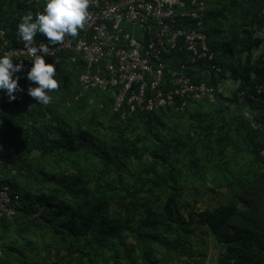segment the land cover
<instances>
[{"label": "trees", "instance_id": "16d2710c", "mask_svg": "<svg viewBox=\"0 0 264 264\" xmlns=\"http://www.w3.org/2000/svg\"><path fill=\"white\" fill-rule=\"evenodd\" d=\"M43 5L44 0H7L0 9V54L1 31L10 47L16 46L21 16L41 12ZM263 9L264 0L207 3L203 28L222 71L202 75L198 65L189 63L186 72L195 83L205 82L215 89L214 101H191L183 110L168 106L142 112L124 107L123 119L122 111L114 110L116 93L91 90L80 95L79 78L85 67L68 60L55 65L59 87L43 108H30L36 101L26 91L14 93L16 99L11 102L0 92L4 120L0 123V186L10 185L22 198L14 223H0V264H40L35 253L25 251V245L9 242L15 238L27 242V237L40 231L60 237L61 250L66 252L61 260H44L43 264L172 263L180 259L182 249L198 241L199 230L221 246L216 264H264V92L259 93L264 86V51L254 57L264 39L253 37L247 21ZM263 20L259 19V27ZM238 23L245 26L242 37L229 41L232 37L226 28ZM36 37L49 43L42 34ZM237 49L246 56L232 66L227 58H233ZM173 56L184 62L190 59L185 51ZM228 78L238 85L232 99L221 91ZM25 83L28 87L26 76ZM239 94L244 96L241 107L253 110V123L242 108L226 109L227 102H236ZM91 98L97 99L95 111L88 106ZM56 99L61 103L56 105ZM62 110L67 117L60 116ZM3 112H17L10 119L14 125L6 123L9 115ZM49 114L54 125L46 121L41 128L29 127ZM191 115L196 123L187 135L161 137L168 130L167 121ZM259 124L262 129L256 128ZM30 128L33 134L24 140ZM146 156L161 167L153 178L143 176L142 168L132 170L133 163L144 166ZM209 184L212 192L225 189L220 205L199 210L189 202L184 205V216L178 199L187 194V188L198 194ZM164 201L158 211L155 206ZM113 205L132 208V218L111 216ZM141 208L145 210L137 221ZM13 228L16 234L12 235ZM130 237L134 241L128 244ZM160 243L166 252L161 260L155 255Z\"/></svg>", "mask_w": 264, "mask_h": 264}, {"label": "built area", "instance_id": "2783aa9c", "mask_svg": "<svg viewBox=\"0 0 264 264\" xmlns=\"http://www.w3.org/2000/svg\"><path fill=\"white\" fill-rule=\"evenodd\" d=\"M209 1L90 0L89 18L76 37L65 36L62 42L49 44L35 36L30 44L19 39L16 46L10 47L1 31V54L8 53L14 65L23 63V71L14 74L20 77L18 84L23 89L18 93L27 89L25 76L31 67L27 48L45 45L49 49L44 53L45 63L57 65L68 60L85 67L79 78L80 95L91 90L116 93V112L124 107L142 112L168 106L183 110L191 101L216 100L213 87L195 83L186 72L189 63L198 65L202 75L222 71L203 28ZM128 27L139 29L140 35ZM184 51L190 59L181 61L178 72L169 71L170 58ZM261 92L264 86L259 87ZM121 117L124 119L125 110ZM256 128L262 129V125ZM2 139L0 131V143ZM21 208V195L10 185H1L0 223H14Z\"/></svg>", "mask_w": 264, "mask_h": 264}, {"label": "rangeland", "instance_id": "374dc122", "mask_svg": "<svg viewBox=\"0 0 264 264\" xmlns=\"http://www.w3.org/2000/svg\"><path fill=\"white\" fill-rule=\"evenodd\" d=\"M7 0H0V9H4L5 5H6ZM227 10V9H226ZM254 15V14H252ZM254 18V21L251 22ZM250 17L247 21H248V25L250 26L249 29L250 31L253 33V37H263L264 39V9L262 11L259 12V14L257 15V17ZM258 18V19H256ZM259 19H262V25L261 27H259L258 23L260 22ZM242 22V21H240ZM243 23V22H242ZM245 27V26H244ZM244 27H242L241 23L237 24V26H233L232 27H227L226 29L228 30L230 37H232V39L229 41H234V37L238 36V37H242V31L245 29ZM130 30L132 29L131 27H128ZM136 31V30H134ZM135 35H138L139 32H134ZM264 51V42L262 43V46L260 48L255 49V54L254 57L255 59L258 58L261 53H263ZM246 54L244 53H240V51L237 49L235 51L234 57L228 59V61L230 62V65L232 66H237L239 64H241L244 59H245ZM228 62V63H229ZM227 76H230V70H227ZM238 89V85L236 83H234L231 79H225V81L222 84L221 87V91L224 93L225 97L227 99H232V97L235 95V91H237ZM237 96V101L236 102H227L226 105L227 106V110L233 112L237 109V107L242 108V112H244L246 115H248V120H252V113L253 110L250 109L247 106H243L241 107L240 103L243 101V94H239L236 95ZM97 100V99H96ZM94 98H91L89 100V107L90 110H96L98 109V105H95V101ZM88 102V101H87ZM61 103L60 101L57 102V99L55 101V104H59ZM34 105V109H39V108H43L42 105H38L36 102H33ZM225 109V110H226ZM93 111V112H94ZM65 110H62L60 112V116H62V118L67 117V114H65ZM93 112L89 115H87V119L90 118L93 114ZM4 114H7L9 116H7L8 121L6 122L7 124H13L14 120H10V119H15V115L16 113H6L3 112ZM52 114H49L46 116L45 120H41L38 121L37 123L34 122H30L29 127H34V126H39L41 128V124H43L44 122L47 121L48 124L54 125L53 123H51L52 119L51 118ZM191 118V119H190ZM1 121L3 120L0 116ZM51 119V120H50ZM4 121V120H3ZM33 123V124H32ZM168 126L167 129L165 130L162 134L161 137L163 139L166 138V136L169 134V136L172 137H184L185 135H187V133L190 131L189 129H191L193 126H195L194 124L196 123L195 120L193 119V116H189L186 117V119L180 121V120H176V121H167ZM14 125V124H13ZM25 128L24 130L27 131V125H23ZM193 134V132H191ZM33 134V128H30V130L28 132H25V136H24V140L27 138L28 140H30V135ZM241 137V135H238ZM51 137H54V134H51ZM2 143V142H1ZM24 145V142L23 144ZM1 146H3L1 144ZM132 170L134 171L137 168H142V170H139L141 172V174L143 176H149V177H155V172L160 173L161 172V167L157 166L154 164L153 159H151L150 156H146L144 159V166H140V165H136L135 163L132 164ZM102 168V166L100 165L98 167V169L100 170ZM1 167H0V174L1 173ZM91 177L94 175V172L90 173ZM212 185L209 184V186H207L206 190L201 191L200 193L196 194L193 193V191L190 188H187V194H185L183 197L179 198L178 201L180 203V210L181 213L185 216L187 214V208H185V204L189 203L191 204V206L196 207L199 210H208V209H213L216 208L220 205V203L223 201V194L225 193L223 188H218L219 190L217 192H212ZM38 189L34 190V193H38ZM216 193V194H215ZM65 202H70L69 199H65ZM143 204H146V201L142 202ZM165 201L161 204V205H157L155 206V208L159 211L161 210V208L163 207ZM45 207L43 206L41 209H44ZM145 208H141L140 213L137 214L136 219L138 221L139 217L142 215V213L144 212ZM132 213L133 210L130 207H118V206H114L111 210V216L113 217H117V218H121V219H126V218H132ZM130 218V219H131ZM135 221V223L137 222ZM12 231H10V233L16 234L15 232V228L11 229ZM198 241L194 242V245L188 249H182L181 250V255H180V259L177 258L175 259L172 263L168 262L167 260H161L166 252L165 249L163 248V246L160 244H158L155 248V255L156 257L161 260V264H216L217 263V256L219 255V252L222 250L221 246L215 242V240L208 235L207 232H205V230H199L198 231ZM1 236V234H0ZM27 242L23 241V240H18L17 238H15V241L13 242L12 240L9 241L12 245H25L24 249L25 251H29L30 254H36L37 258L39 259L38 261L40 262V264H43L44 260H48L50 262L53 261H57L58 259L61 260V257L66 253L65 251L61 250V242H60V237H53L51 235V233H48L46 231L43 232H38L37 234H33V236L27 237ZM133 238H128L127 242L128 244H131L133 242ZM15 243H19V244H15ZM27 243V244H26ZM139 264H141L140 261H138ZM122 264H128L127 261L122 260L121 262Z\"/></svg>", "mask_w": 264, "mask_h": 264}, {"label": "clouds", "instance_id": "9594fccd", "mask_svg": "<svg viewBox=\"0 0 264 264\" xmlns=\"http://www.w3.org/2000/svg\"><path fill=\"white\" fill-rule=\"evenodd\" d=\"M89 2L90 0H44L41 12H28L21 16L17 35L26 44H30L38 33L45 36L51 44L62 42L65 36L76 37L89 18ZM48 50L45 45L27 48L31 67L26 73V79L30 82L26 94L34 98L38 105L45 106L52 100L50 93L59 87L54 63H45L44 53ZM22 71V62L14 65L13 58L8 53L0 54V92L7 95L9 102L16 99L14 93L23 91L18 84L20 77L14 76Z\"/></svg>", "mask_w": 264, "mask_h": 264}, {"label": "crops", "instance_id": "0c3cea01", "mask_svg": "<svg viewBox=\"0 0 264 264\" xmlns=\"http://www.w3.org/2000/svg\"><path fill=\"white\" fill-rule=\"evenodd\" d=\"M132 28V27H131ZM133 30V32H139L138 35H140V30L139 29H131V31ZM136 30V31H134ZM181 59L178 57V56H172L169 60V71H172V72H178L179 71V67H180V63H181ZM196 70V69H195ZM2 143H0L1 145ZM3 147V146H2Z\"/></svg>", "mask_w": 264, "mask_h": 264}]
</instances>
